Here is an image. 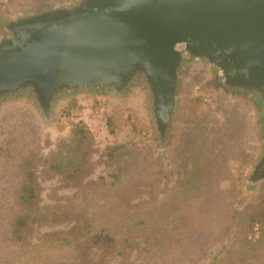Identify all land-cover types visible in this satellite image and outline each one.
<instances>
[{"label": "rangeland", "instance_id": "rangeland-1", "mask_svg": "<svg viewBox=\"0 0 264 264\" xmlns=\"http://www.w3.org/2000/svg\"><path fill=\"white\" fill-rule=\"evenodd\" d=\"M72 1L0 0V38L8 19ZM69 123L82 125L88 132L86 166L91 173L87 179L108 178L117 171L118 165L108 155L114 146L124 145L154 158L146 164L151 165L149 174L154 176L149 180L155 186V198L158 195L156 199L161 200L160 206V202L151 197L152 193L145 192L148 187L141 186L139 195L127 189L121 193L124 196L119 202L122 207L98 202L107 205L98 212L114 208L112 212L117 214L132 207L129 215L141 217L143 213L157 215L164 205L168 218L167 243L174 248L171 247L170 264H211L213 259L220 264L224 257L234 262L236 257L232 254L226 256L220 252L221 244L238 241L239 245L238 227L246 228L249 215L264 207V178L255 175V168L264 156V107L254 95L225 87L217 71L205 61L187 58L180 69L175 120L164 145L155 135L149 98L141 80L121 96L109 90L62 96L48 123L26 93L0 102V236H6L9 223L15 217L27 212L31 215L16 244L0 241V264H54L63 256L64 252L56 254L54 249H41V236L67 230L74 222L51 215L41 219L39 215L42 210L51 214L52 207L79 200L83 186L66 181L60 174H46L47 164L41 157L58 161L70 156L69 153L53 154L56 144L71 135ZM190 127L206 128L207 137L214 140L201 145V139H197L187 146L183 138ZM205 163L210 165V171L201 181ZM160 166L166 174L160 172ZM27 170L34 173L33 180L37 184L30 209L21 207L19 201ZM196 181L204 185L196 188L190 184ZM112 194L93 192L90 196ZM56 210L57 214L61 213L60 209ZM117 219L113 215L109 220L104 219L105 222L96 220L94 225L107 233L115 227ZM129 230L138 232V227ZM192 230H199V235L186 237L187 241L177 246L176 238L180 240ZM247 239L254 248L249 250L250 257L258 256L257 260L249 258L250 262L264 264V223L253 222ZM142 247L131 251L127 259L133 264H152L144 257ZM157 247V244L152 245L153 258H157L154 255ZM236 248L238 254L241 246ZM101 251L91 247L89 258L103 259L105 264H118L122 260L113 252Z\"/></svg>", "mask_w": 264, "mask_h": 264}, {"label": "water", "instance_id": "water-1", "mask_svg": "<svg viewBox=\"0 0 264 264\" xmlns=\"http://www.w3.org/2000/svg\"><path fill=\"white\" fill-rule=\"evenodd\" d=\"M0 38V102L28 94L48 123L62 96L141 80L166 143L185 59L264 107V0H73L16 15ZM264 178V156L255 168Z\"/></svg>", "mask_w": 264, "mask_h": 264}, {"label": "trees", "instance_id": "trees-1", "mask_svg": "<svg viewBox=\"0 0 264 264\" xmlns=\"http://www.w3.org/2000/svg\"><path fill=\"white\" fill-rule=\"evenodd\" d=\"M112 123V120H109ZM71 135L65 140L59 141L55 148L56 150L53 154L61 155L62 153H69V157L65 160H50L49 157H41V161L47 164V167L44 168L46 174H60L64 176L63 178L66 181L72 182L73 184L79 183V187L82 185L83 190L79 195V200H76L71 203L61 204L55 207H52L51 214L47 211H41V219H45V215L52 216L55 219H68L74 222L67 230L64 231H55L45 233L41 236V249L51 248L56 251V254H63L62 258L57 260L54 264H105L103 259L93 260L89 258V250L91 247L97 248L99 251L103 250L109 253H114L122 257V260L118 264H133L129 261L128 255L131 251L136 250L137 247H142L145 252V258L152 264H170L169 255L170 251L173 248V245L167 243L169 238V232L167 231L168 226H166V220L168 219L165 212V206L161 205L162 210L158 214H145L138 217V215H129V208L126 206L123 213L113 214L112 210L116 207H122V204L119 202L124 198L121 193H124L125 189L133 191L138 195L141 193V186L148 187V190L145 192H150L151 197L155 198V186L152 185L150 180L153 178L154 174L150 173V166L146 164L147 161H150V157L147 152L135 151L134 149H127L124 145L114 146L109 152V158L114 163L118 165V169L110 177L91 180L87 179L90 175V168L86 166L87 159L89 156V151L86 149L87 143L86 138L88 136L87 130L84 126L77 123H69ZM195 127H190L184 134L183 140H187V146L191 145L188 143H193L197 139L200 140V144L206 143L208 141L214 140L213 138L207 137L205 132L206 128L194 129ZM183 144V143H182ZM154 159V158H153ZM187 159V157H186ZM161 165V164H160ZM205 171L202 170L201 181H204V175L210 171V165L204 164ZM160 172L166 174V171L163 172L162 166H160ZM193 176L192 172H188ZM85 178L87 179L85 181ZM150 178V180H149ZM34 179V173L31 170H27L23 176V185L21 186V196H19V201L21 207L31 208L33 206V199L36 197V181ZM209 183H211L209 181ZM208 185L205 187L207 188ZM195 185L196 188L204 185L199 181L190 183ZM151 187V188H150ZM150 188V190H149ZM113 193L112 196L99 197L90 196L93 195V192H99L100 194ZM182 193V191H180ZM159 194V193H158ZM123 196V197H122ZM207 196V195H206ZM121 197V198H117ZM158 195L156 196V198ZM154 201H158L157 199ZM98 202H106L115 206L114 208L108 209L106 212H98L102 210L107 205L103 203L99 205ZM160 206L161 200L158 201ZM60 207V208H59ZM91 208H95V212H92ZM60 209L61 213L57 214V210ZM48 210V209H46ZM118 217L115 222V227L109 231L102 233L100 230L95 228L96 220L103 221L109 220L113 215ZM121 217H119V215ZM36 215V214H35ZM30 212L27 214H22L19 217H15L14 220H11L5 237L0 236L1 242H10L16 244L18 237L25 228L26 222L30 219ZM105 219V220H104ZM264 223V207L260 211L251 213L247 220V226H239L237 237L241 235V242L238 245V241H232L230 244L226 245L225 243L221 244L220 252L224 255L228 253L232 254L233 257H236L234 262H232L229 257L220 261V264H236L245 263L249 258H254L257 260L258 256L252 254L250 257L249 250H253L252 246L248 242L247 236L249 230L251 229L252 223ZM118 223V224H117ZM126 223V225H124ZM130 223V224H129ZM92 224L94 226H92ZM136 229L138 227V232L130 231L129 228ZM199 231V230H198ZM196 230L188 231L187 234H184V237L180 240L176 237H172L174 240L176 238L177 246H181L183 242H186V237L196 238L199 235V232ZM171 235V234H170ZM232 236V235H231ZM171 237V236H170ZM182 237V236H181ZM238 240V239H237ZM157 244V250L154 255L157 258H153L152 245ZM86 245V247H82ZM238 246H241L239 253L237 254L236 250ZM172 247V249H171ZM245 247V248H244ZM244 248V249H243ZM102 252V251H101ZM100 252V255H101ZM151 255V256H150ZM249 255V256H248ZM231 260V261H230ZM216 259L212 260L211 264H216ZM247 264H253L250 262ZM259 264V262H258Z\"/></svg>", "mask_w": 264, "mask_h": 264}]
</instances>
